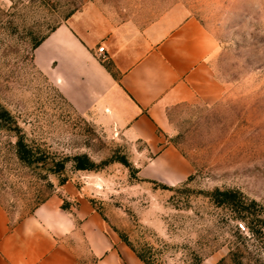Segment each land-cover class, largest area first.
<instances>
[{
    "label": "rangeland",
    "instance_id": "rangeland-1",
    "mask_svg": "<svg viewBox=\"0 0 264 264\" xmlns=\"http://www.w3.org/2000/svg\"><path fill=\"white\" fill-rule=\"evenodd\" d=\"M174 2L218 41L209 61L216 89L168 111L164 144L178 147L194 171L164 188L134 171L144 144L78 112L35 64L36 43L80 1L0 0V106L19 126L0 124V203L20 220L73 181L151 264H264V0H147ZM19 140L38 162L19 157ZM74 157L93 169H77ZM216 190H235L244 202H218Z\"/></svg>",
    "mask_w": 264,
    "mask_h": 264
},
{
    "label": "crops",
    "instance_id": "crops-1",
    "mask_svg": "<svg viewBox=\"0 0 264 264\" xmlns=\"http://www.w3.org/2000/svg\"><path fill=\"white\" fill-rule=\"evenodd\" d=\"M79 1L34 49L38 70L78 112L145 145L135 148L140 178L186 181L192 162L164 144L168 111L215 93L209 61L218 41L184 3ZM61 188L65 194H50L20 220L0 203V264H145L109 229L83 186Z\"/></svg>",
    "mask_w": 264,
    "mask_h": 264
},
{
    "label": "trees",
    "instance_id": "trees-1",
    "mask_svg": "<svg viewBox=\"0 0 264 264\" xmlns=\"http://www.w3.org/2000/svg\"><path fill=\"white\" fill-rule=\"evenodd\" d=\"M44 38H42L41 40H39L36 43L35 48L43 41ZM108 68L111 69V66L108 65ZM0 124L4 125L7 129H10V130H19V126L17 125V121L12 117V115L6 109H4L1 106H0ZM17 151H18L19 157L22 160H24L25 162H28L30 164H32L34 162H38L40 160V158L34 154L32 149L28 148L27 145L25 143H23V141H21V140H19L17 143ZM74 159L76 161V168L77 169H83V170L84 169H93V165H94L93 163H90V162H89V164L85 163L83 161V159H81L80 157H74ZM55 163H56L55 166H57V165L59 166L57 170H62L64 168V161H56ZM134 168H135L134 171H136V173L138 175L139 169L137 167H134ZM141 179L155 183V184L162 186L164 188L170 187L166 184L160 183V182L155 181V180H150V179H145V178H141ZM213 194H214L213 198L218 200V202L228 203L231 206L232 205L234 206L235 203L238 204L239 201L241 203L244 202L243 199L241 198V194L235 190H223V191L216 190ZM130 247L145 264H151L150 261L146 259V257L144 256L142 251L137 250L133 246H130ZM196 264H199V263H196Z\"/></svg>",
    "mask_w": 264,
    "mask_h": 264
},
{
    "label": "built area",
    "instance_id": "built-area-1",
    "mask_svg": "<svg viewBox=\"0 0 264 264\" xmlns=\"http://www.w3.org/2000/svg\"><path fill=\"white\" fill-rule=\"evenodd\" d=\"M99 52H100V53L104 52V47H103V46H100V47H99ZM240 226H241L242 228H244L243 224H240Z\"/></svg>",
    "mask_w": 264,
    "mask_h": 264
}]
</instances>
